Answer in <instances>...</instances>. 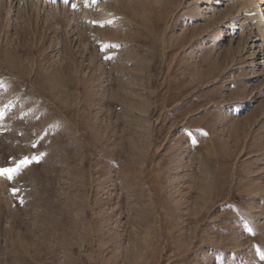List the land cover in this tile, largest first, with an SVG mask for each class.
Listing matches in <instances>:
<instances>
[{
    "label": "rangeland",
    "instance_id": "374dc122",
    "mask_svg": "<svg viewBox=\"0 0 264 264\" xmlns=\"http://www.w3.org/2000/svg\"><path fill=\"white\" fill-rule=\"evenodd\" d=\"M3 169L0 264H264V0H0Z\"/></svg>",
    "mask_w": 264,
    "mask_h": 264
},
{
    "label": "bare ground",
    "instance_id": "6f19581e",
    "mask_svg": "<svg viewBox=\"0 0 264 264\" xmlns=\"http://www.w3.org/2000/svg\"><path fill=\"white\" fill-rule=\"evenodd\" d=\"M259 10H261V8H259ZM186 24H188V25H186ZM185 24V26L182 28V29H180L181 31L180 32H184L185 31V28H186V26H190V23L189 22H187ZM258 47H260V49H262V45H260V46H258ZM203 46L202 45H199V47H198V49L196 50V52H199V51H201V50H203ZM261 52V51H260ZM113 211V210H112ZM111 210H110V212H108L110 215H112V212Z\"/></svg>",
    "mask_w": 264,
    "mask_h": 264
},
{
    "label": "snow or ice",
    "instance_id": "6c2138e0",
    "mask_svg": "<svg viewBox=\"0 0 264 264\" xmlns=\"http://www.w3.org/2000/svg\"><path fill=\"white\" fill-rule=\"evenodd\" d=\"M36 162H39L38 159ZM0 171H5V172H8V171H11V169H3V170H0Z\"/></svg>",
    "mask_w": 264,
    "mask_h": 264
}]
</instances>
